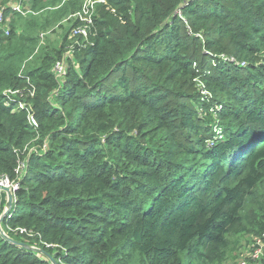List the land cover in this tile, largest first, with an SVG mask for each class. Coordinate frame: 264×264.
I'll return each instance as SVG.
<instances>
[{"label": "trees", "instance_id": "trees-1", "mask_svg": "<svg viewBox=\"0 0 264 264\" xmlns=\"http://www.w3.org/2000/svg\"><path fill=\"white\" fill-rule=\"evenodd\" d=\"M8 1L7 237L56 264H217L230 236L264 233V0H103L69 41L82 0ZM0 264L52 263L0 234Z\"/></svg>", "mask_w": 264, "mask_h": 264}, {"label": "built area", "instance_id": "built-area-1", "mask_svg": "<svg viewBox=\"0 0 264 264\" xmlns=\"http://www.w3.org/2000/svg\"><path fill=\"white\" fill-rule=\"evenodd\" d=\"M28 0H14V4L10 5L12 10L22 14L23 16H26L28 13V7L25 3H27ZM104 3L103 0H86V2L81 6L80 10L76 13L69 16V20H72L74 22H78L79 26L77 28H74L71 30L70 36L73 39L78 38L79 36L86 38L87 37V30L89 26L92 23V16L95 11V7L98 4ZM88 4V8H86V5ZM0 30L4 32V35L9 34V28L5 23V19L3 16V9L0 10ZM41 38H43V34L40 35ZM53 73L60 77L65 71V59L57 62L55 66L53 67ZM25 168V164L21 163L18 169L16 170V174L18 176L21 175L22 171ZM0 187L6 188L11 190L12 192V199L15 198V191L18 188V184L15 181H10L7 177L2 176L0 178ZM16 233L18 235H23L27 237H33V234L31 232H28L26 229L18 228L16 229ZM256 239V240H254ZM251 244L248 247V250L246 252V255L243 256L237 264H250L251 262L258 261L261 256L264 254V233L260 237H255Z\"/></svg>", "mask_w": 264, "mask_h": 264}, {"label": "rangeland", "instance_id": "rangeland-1", "mask_svg": "<svg viewBox=\"0 0 264 264\" xmlns=\"http://www.w3.org/2000/svg\"><path fill=\"white\" fill-rule=\"evenodd\" d=\"M4 0H0V10L4 9V5L2 4ZM86 2V0H82V5ZM14 0H10L6 3V5H13ZM23 8H29V7H23ZM86 8H88V4L86 5ZM68 18L62 23L66 24L68 22ZM6 25L8 26V20H5ZM62 31L65 32L66 28L62 30L60 27L55 26L53 29L47 30L45 33H43L42 42L47 40L50 44H56L60 45L62 43ZM71 36L69 35L68 41L71 40ZM69 51V50H68ZM70 56V52H66L64 59L66 60ZM256 236L251 235H238V236H230L229 238V245L226 251V257L223 261L217 263V264H237L238 261L246 255V252L248 250L249 245L253 241V239ZM256 240V239H254ZM250 242V243H249Z\"/></svg>", "mask_w": 264, "mask_h": 264}, {"label": "water", "instance_id": "water-1", "mask_svg": "<svg viewBox=\"0 0 264 264\" xmlns=\"http://www.w3.org/2000/svg\"><path fill=\"white\" fill-rule=\"evenodd\" d=\"M0 192L5 193L6 196H7V201H6L5 209H4L3 213L0 216V225H1V220L7 215L8 211L12 208L13 204H12V192H11V190L0 187ZM0 234L3 237H5L7 240H9L10 242H12V243H14L16 245H19L21 247L27 248V249H31L33 252L39 253L42 256H44L45 258H47L52 264H56L55 259H54V256H50L49 254L45 253L44 251H41L40 249H37L35 247H29V246H27V245H25L23 243L17 242L15 240L7 237V235L1 229V226H0Z\"/></svg>", "mask_w": 264, "mask_h": 264}]
</instances>
